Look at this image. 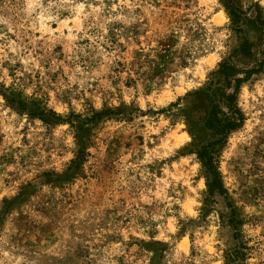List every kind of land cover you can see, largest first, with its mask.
I'll return each instance as SVG.
<instances>
[{
    "label": "clouds",
    "instance_id": "1",
    "mask_svg": "<svg viewBox=\"0 0 264 264\" xmlns=\"http://www.w3.org/2000/svg\"><path fill=\"white\" fill-rule=\"evenodd\" d=\"M16 7L26 13L23 19L28 24L22 26L33 29L41 22H59L60 9H79L84 19L89 15L99 18L97 27L100 28V36L90 38L96 42L103 37L106 44V26L110 22L119 21L124 28H128L141 19L144 11H150L155 17L164 14L162 10L166 9L163 2L160 7L152 3H112L105 15L103 0H100L98 7L91 8L89 5L90 12L84 11L83 3L71 5L59 0H34L27 8L23 3H18ZM138 7L141 13L134 11ZM4 8L7 10L10 5L5 4ZM212 8L216 12L209 11ZM117 9L120 11L117 12ZM187 15L193 16V19L183 26V31L187 34L189 27L195 29L198 24L203 25L201 31L210 37L204 44L211 45L207 50L216 51L217 61L229 60L230 45L237 38L251 37L264 47V0H211L208 4L203 0L197 4L196 0H192V9ZM209 16L217 19L210 20L207 18ZM172 19L173 22L163 31L171 33L181 29L174 16ZM63 26H67V21ZM124 28L117 30L118 39H124ZM9 31L12 29L9 28ZM160 36L161 32L158 31L152 39H159ZM69 39L75 41L77 36L70 31ZM190 42L191 36L186 35L173 57V66L184 58L183 50L191 47ZM196 44H200V41H196ZM4 47L15 54L11 59L13 65L18 59L23 62V72L31 73L38 69L42 58L33 57L32 52L21 56L22 45L18 42L9 41ZM91 47L80 45L78 51L86 56L85 48ZM249 51L253 55L247 62L230 64V83L216 77V73L225 69L222 65H214V71L206 70V78L200 77L190 85L193 89L190 95L214 94L219 89L224 97L219 101L220 113L231 116L230 109L234 105L228 104L227 98L234 95L240 84L252 85L258 81L259 88L253 87L252 99L264 111V54L257 49ZM192 54L195 56L198 53L193 49ZM3 59H9L7 54ZM73 60H79L75 51ZM51 71H55V67ZM93 78L77 62L64 89L57 90L53 86L52 90L58 91V94L65 89L69 93L65 106L56 109L55 115L60 123H68L70 127L63 136L50 137L51 150L45 151L36 148L33 141L22 143L20 129L25 122L38 127L35 120L29 119L33 105L51 107L46 99L47 86L28 79L20 82L9 81L6 75L4 77L3 83L11 87L8 92H0V114L12 113L14 118L9 120L5 115L3 131L9 139L0 146V264H148L153 259L152 253L142 249L137 251L138 260L130 259L132 253L128 251L129 245L138 243L131 233L135 230L142 238L151 240V222L159 217L147 214L142 209L148 205L177 203L169 194V185L174 188L177 182L188 186L187 195L191 196L190 203L194 209H187V215H198L204 193L208 191L205 173L201 170L205 165L211 166V159L201 160L195 147L202 140V130L208 131L204 129L203 114L192 108L188 97H182L177 104L166 109L163 117L150 118L148 122L154 120L156 126L147 130L149 139L151 132H157L159 141L161 131L178 128L181 132L179 143L170 139L168 144H158L151 150L142 149L138 144L129 148L123 143H112L128 125L116 124L113 130L111 126L100 127L90 122L93 111L99 113L102 108L99 101L86 105L82 98L83 90L91 87ZM20 105L24 106V116L17 118L15 114L21 110ZM117 106L115 100L109 101V107ZM121 119H132L137 131L139 124L144 123L142 118L136 119L131 115ZM172 158L186 167L187 178L173 177ZM158 166L166 179H158L155 171L149 174V168L156 169ZM196 177H199L198 182L192 187L191 182ZM137 217H142L146 222L143 225L136 223ZM124 220L128 223H124ZM122 228L128 230L129 239L121 236ZM156 239L171 243L172 238L161 233ZM167 264L171 262L167 261ZM247 264H256V257Z\"/></svg>",
    "mask_w": 264,
    "mask_h": 264
},
{
    "label": "rangeland",
    "instance_id": "2",
    "mask_svg": "<svg viewBox=\"0 0 264 264\" xmlns=\"http://www.w3.org/2000/svg\"><path fill=\"white\" fill-rule=\"evenodd\" d=\"M32 2L34 0H0V92H8L11 87L3 83L5 75L9 81L22 82L28 79L32 83L47 86L46 99L51 107L44 108L54 111L63 109L68 91L65 89L58 94L52 88L54 86L57 90L64 89L69 74L78 62L94 77L90 81L91 87L82 92L85 104L99 101L102 105L99 113L93 111L90 122L100 127L111 126L113 130L116 124L128 125L112 143H123L129 148L138 144L145 150H151L158 144L166 145L170 139L179 143L181 132L178 128L161 131L159 141L157 132H151L149 139L147 130L156 126L154 120L152 123L148 122L150 118L163 117L166 109L177 104L182 97H188L192 108L203 114L204 129L208 130H202V140L195 147L198 149L201 144L218 137L205 126L207 102L204 96L190 95L193 92L190 85L196 83L200 77L206 78V70L213 69L214 65L223 61H217L214 49L207 50L211 45H205L204 41H208L210 37L201 31L203 25L198 24L195 29L189 27L187 34L183 31V26L193 19V16L187 15L192 9V0H103L105 15L112 3H152L155 7H160L163 2L166 5V9L162 10L164 14L154 17L150 11H144L141 19L128 28H124L119 21L110 22L106 26L107 44L103 42V37L96 42L90 38L100 36V28L97 27L99 18L89 15L84 19L79 9H60L59 22H41L36 29L23 27L22 25L28 24L23 19L26 13L21 12L16 5L23 3L27 8ZM59 2L71 5L83 3L84 11L90 12L91 8L99 6L100 0ZM203 2L208 4L211 0ZM196 3L200 4L201 0H196ZM5 4L10 5V8L6 10ZM116 11L119 12L120 9ZM134 11L141 13V8ZM209 11L214 13L216 9ZM173 16L180 23L181 29L171 33L163 31L173 22ZM207 18L214 21L217 19L215 16ZM5 20L8 21L7 24L4 23ZM65 21L67 26H63ZM121 28H124L122 40L117 38V30ZM70 31L77 36L75 41L69 39ZM158 31L161 32L160 38L152 39ZM186 35L191 36V47L184 48V58L173 66V57ZM9 41L22 45L19 53L21 56L32 52L33 57H41L38 69L31 73L23 72V62L19 59L13 65L11 59L15 54L4 47ZM196 41H200V44H196ZM241 41L240 38L232 41L231 52ZM80 45H92L91 48H85L88 55L79 53ZM262 48L257 43L253 49L263 54ZM193 49L198 53L195 56L192 54ZM74 51L79 57L78 61L73 60ZM5 54L9 59H3ZM250 58L234 56L230 61L234 64L247 62ZM52 67H55V71H51ZM253 87L259 88V82L241 85L237 102L244 113V122L230 132L226 143L218 147L216 154L215 164L224 190H210V174L204 167L201 171L205 173L208 191L204 193V202L198 209V215L191 217L187 215V209H194V206L190 203L191 196L187 195L188 186L177 182L173 188L170 184L169 194L178 202L148 205L146 209H142L159 219L151 222V240L142 238L135 230L132 231L131 236L138 243L129 245L128 251L132 253L130 259L138 260L137 251L142 249L152 253L153 259L148 264H167V261L171 264H247L254 256L256 264H264V111L252 99ZM110 100H115L118 106L109 107ZM38 107L42 108L37 104L32 109ZM20 109L15 114L17 118L24 116V108ZM5 115L9 120L14 118L12 113L0 114V146L9 139L3 131ZM129 115L144 120V123L139 124L138 131L132 119H121ZM72 118L74 117H69ZM29 119L35 120L38 127L25 122L20 129L21 142L33 141L36 148H43L45 151L51 150L50 137H61L70 127L68 123H60L50 112L44 116L31 114ZM153 171L158 179L167 178L159 170V166L156 169L149 168L150 175ZM171 171L173 177L187 178L186 167L174 158L171 159ZM198 179L199 177L193 178L192 187L196 186ZM117 216L119 217V213ZM135 222L143 225L146 221L137 217ZM124 223L128 221L124 220ZM161 233L170 236L171 243L156 239ZM121 236L129 239L128 230L122 228Z\"/></svg>",
    "mask_w": 264,
    "mask_h": 264
},
{
    "label": "trees",
    "instance_id": "3",
    "mask_svg": "<svg viewBox=\"0 0 264 264\" xmlns=\"http://www.w3.org/2000/svg\"><path fill=\"white\" fill-rule=\"evenodd\" d=\"M237 20L239 21V18H237ZM257 43L261 44V42L254 41L250 37L248 39H242L241 43L237 47H235L233 51L231 52V56L229 60L221 61L220 63H218V65L223 66L225 71L216 73V77L224 81H229V78L231 76L230 64H232L230 60L234 56H236L237 58L252 57L253 53H251L249 50L253 49ZM262 52L264 54V47L262 48ZM241 85L242 84H240L239 87L235 89L234 95L232 97L227 98L226 100L228 104L234 105V107L230 109L231 116H226V115L222 116L220 113L219 101L224 100V97L219 89H217L216 93L214 94H209L206 92L201 94L204 96L207 102V110H206L205 117H204L205 126L207 129L211 130L213 133L218 135L216 139L210 140L207 143L201 144L200 147L198 148L199 156L201 160H206L208 158L211 159V166L205 165V169L210 174V181L208 183V186L211 191H215V190L223 191L224 190L223 184L220 179L219 172L215 164L218 147H221L224 143H226L230 132L233 129L242 125L245 119L244 113L242 112L237 102V98H238ZM13 101H15L14 97H13ZM20 107L24 108L23 105H20ZM48 112L52 113L55 116V119H58L57 116L55 115V111L52 109L40 108V107H38L37 109H31L32 115L44 116ZM225 129H227V132H225ZM240 264H246V263L243 262Z\"/></svg>",
    "mask_w": 264,
    "mask_h": 264
}]
</instances>
